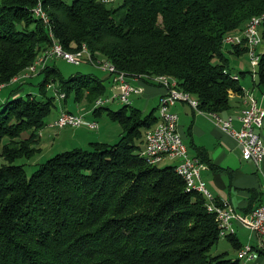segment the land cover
<instances>
[{"label":"trees","instance_id":"obj_1","mask_svg":"<svg viewBox=\"0 0 264 264\" xmlns=\"http://www.w3.org/2000/svg\"><path fill=\"white\" fill-rule=\"evenodd\" d=\"M107 1L0 0V88L10 89L0 104V158L7 162L0 166V264H242L227 254L210 256L221 238L204 195L189 192L176 166H151L141 154L159 106L147 114L132 105L96 109L93 116L106 111L122 127L116 144L57 153L30 176L19 163L42 153L41 131L53 128L70 99L90 111L110 97L109 74L108 85L92 75L64 79L52 63L35 77L43 76L39 97L25 93L31 80L10 84L47 61L56 43L69 53L86 46L94 64H110L127 78L167 76L206 113L230 110L231 93H242L223 46L247 55L226 39L242 36L250 20L264 15V0H122L116 9ZM39 6L48 24L35 15ZM257 66L260 88L264 53ZM49 84L65 95L61 108ZM198 158L208 161L202 150Z\"/></svg>","mask_w":264,"mask_h":264},{"label":"built area","instance_id":"obj_2","mask_svg":"<svg viewBox=\"0 0 264 264\" xmlns=\"http://www.w3.org/2000/svg\"><path fill=\"white\" fill-rule=\"evenodd\" d=\"M261 28L258 23L250 26V29L238 37V46H245L247 48V56L251 62L252 70L250 74L253 80L256 79L257 60L263 54L261 48L264 44V38L261 33ZM56 60H64L70 64L80 66L87 57L85 55V48L82 50V58L80 60H72L71 55L59 54L54 45L50 48L47 55L46 62H40V71L28 75L27 77H20L11 80L10 84L25 83L36 77L46 66ZM102 71V70H101ZM111 76V98H104L98 108L90 110L93 113L96 109L107 107L114 103L121 105H132V96H142L145 93L147 84L144 81L155 84L164 89V93L160 98V102H166V109L159 110V115H163V123H157L153 128L147 130L145 142H148V149H144L141 154H146L147 163L151 166H158L166 160H176V167H183L190 172L191 182L202 183V190L205 191L206 209L209 214L215 216L218 222L219 237L225 239L224 224L233 223L236 230V224L240 223L247 227L250 231L257 234L259 240L258 244L264 246V203L254 209L248 220H240L237 211L230 206L226 201L217 203L214 195L208 189L206 182L203 179L202 172L206 169V164L202 163L198 157L190 154L188 147L179 131V116L173 110L178 103H185L200 114L195 105L182 101L181 98L171 95V88L164 84H158L151 78L148 79H132L117 76L116 73H107ZM48 89L53 92V95L59 100H63L65 95L61 92L55 84H49ZM2 89H0L1 91ZM264 102V95L262 96ZM85 113H71L61 111L59 116L53 121L51 126L57 130H64L67 128L78 129L86 127L91 131L100 129L99 123L95 120L86 118ZM241 123L239 129L233 125L234 120ZM230 118H219L212 121L216 126H220L224 131L228 132L236 139L239 148L242 151V157L246 162H251L264 175V129H262V122L264 118V107L260 106L254 98L253 111L250 113H241V111ZM264 187V186H263ZM188 193V192H187ZM238 256L245 259V264L254 262L264 255H257L252 252V246L244 245V249H238Z\"/></svg>","mask_w":264,"mask_h":264},{"label":"crops","instance_id":"obj_3","mask_svg":"<svg viewBox=\"0 0 264 264\" xmlns=\"http://www.w3.org/2000/svg\"><path fill=\"white\" fill-rule=\"evenodd\" d=\"M261 33L263 36L264 30L261 31ZM261 51L264 53V49ZM248 75L251 76L249 71L240 73L239 82L243 91L240 94L231 93L232 108L219 114L221 117L226 118L230 115H235L236 118L237 114L241 110L247 108L254 98L260 106L264 107L259 88L255 84L256 80H253L251 76V86L246 83V79L249 77ZM163 93L164 89L161 87L146 86L145 93L142 96L134 95L132 98L136 97L135 102H141V100L145 98H147L148 101H154L155 105L152 110H156L158 106L160 107V98ZM109 95H111V93L107 96ZM74 108L75 110H71L72 112L86 113V117L89 120L97 121V119L101 117L93 116L92 113L87 111L82 105H74ZM173 110L179 116V131L183 136L190 154L194 157H198L199 150H202L208 159V163H204L207 167L203 170L202 176L208 189L214 195L216 202L222 203L226 201L237 211L240 220H248L252 211L264 203V175L255 164L246 162L243 159L242 151L236 139L228 132L224 131L220 126H216L212 122L214 120L209 116V113L202 111L198 114L185 103H178ZM63 111H70V109ZM233 125L235 128L239 129L241 123L236 118ZM64 130L46 128L44 131H41V137L44 138L46 136L45 146H48V144H54L55 146L57 143H60L59 145L62 147V151L59 153H62L67 150L82 148L80 146H89L90 143L94 142L90 141V138L80 139L76 134L71 136V134H68V132ZM45 146H42L41 154L44 153ZM167 162L172 163L173 166L177 164L176 160H166L164 164ZM233 229L234 236L232 235L233 238H231L232 236L229 238L235 239V242L238 244L237 249H235L237 252L238 248H242L244 245L249 244L257 251L258 255H264V246L258 244L259 238L257 234L240 223L236 224V231L233 224ZM231 239L228 240L231 242ZM231 244L234 248V244L232 242ZM242 264L245 263L242 262ZM248 264H264V257L254 262H249Z\"/></svg>","mask_w":264,"mask_h":264},{"label":"rangeland","instance_id":"obj_4","mask_svg":"<svg viewBox=\"0 0 264 264\" xmlns=\"http://www.w3.org/2000/svg\"><path fill=\"white\" fill-rule=\"evenodd\" d=\"M74 0H67L68 3H71ZM109 3L110 8L116 9L118 8L120 5H122V0H108L107 1ZM261 31L264 30V25L261 26ZM264 49V44L261 48V50ZM223 53L225 56V59L227 60L228 66H229V70L233 75H238L240 76V73L242 72H250L252 70V66H251V62L249 60V57L247 55H243L241 57H238L234 54V47L229 45V44H225L223 46ZM42 59H40L39 61H37L35 63V65L37 63H39ZM89 63H91L90 61H88ZM84 62L82 65L80 66H76L73 64H70L64 60H56L52 63V65L57 68L60 73L62 74L64 79H68L70 76L73 75H92L94 77H98L102 80H105L103 83L105 85H108V81H106L107 76L101 67L99 66L100 64L98 62H95V64L91 63L92 65H89V63ZM220 61L218 59L213 60V64L217 65L219 64ZM35 65L33 67H35ZM98 69H94L92 66H94ZM32 67V68H33ZM258 67V66H257ZM102 71H100V70ZM258 68H256V73H258ZM31 68L29 69V71L25 74V76H21V77H26L27 75H31L33 74L34 71H32ZM40 71V67L36 69V71L34 73H37ZM30 72V73H29ZM104 72V73H103ZM159 76V75H157ZM249 77L246 79V83L247 84H252V79L251 76L248 75ZM20 78V77H18ZM17 78V79H18ZM43 80V76L41 75V77L39 78H32L31 79V85H28V89H26L25 93H31L34 94L35 96L38 95L39 93V89H38V83L40 81ZM256 81L258 80V75H257V79H255ZM258 83V82H257ZM17 84V83H16ZM15 84V85H16ZM13 85V84H12ZM27 87V86H25ZM56 87L58 88V85H56ZM7 88V87H6ZM5 87H3V89L0 92V104L4 103V101H6V99H8L9 96V90L10 89H6ZM1 89V88H0ZM260 91V95L263 96L264 94V87H260L259 88ZM53 93V92H52ZM111 93V90L110 92ZM50 94V93H49ZM263 94V95H262ZM64 95V94H63ZM39 97V95H38ZM111 97V96H110ZM104 98V97H101ZM135 98L133 97L131 99L133 107H137L141 110H143V112L150 113V111L152 110L153 106L155 105L154 101H148L147 98H145L144 100L140 101H136L135 102ZM142 98V99H143ZM100 99V98H99ZM57 100V104L59 105V108H61L63 101L58 103L59 100L56 97ZM134 100V103H133ZM73 99H70V101L68 102V106L67 109L70 110H75L74 105H73ZM96 103V102H95ZM94 103V105H95ZM111 111H118L120 110L123 105L119 104V103H114L111 104L109 106H107ZM201 111V110H200ZM59 109L54 110L53 114L51 115L49 121L54 120L56 117V115L58 114ZM202 112V111H201ZM76 113V112H75ZM106 111H104L101 115L100 118L97 119V122L99 123L100 129L96 130V131H91L87 128H80V129H76L73 130L71 128H67L64 131L68 132V134H71V136H73L74 134L77 135L78 138L80 139H87L90 138V141H94V142H103V143H109V144H116L123 136V130L122 127L119 125V123L111 120ZM212 114V113H211ZM209 113V116L211 115ZM54 118V119H53ZM87 118V117H86ZM57 130V129H56ZM44 131V130H42ZM30 133H24L23 137L24 138H28L30 137ZM41 136V133H40ZM70 136V137H71ZM264 137V136H263ZM41 147L45 146L46 144V136L43 138L41 137ZM49 143V142H47ZM58 144V145H57ZM55 146L54 144H48V146H45V150L43 154H39L37 155L34 159L28 161V160H22V162L19 163H23L24 164V168L27 172V174L30 176L32 175L41 164L45 163L48 159L54 157L57 153H59L62 147H60V143H57ZM79 147V146H78ZM83 149H88L89 147L87 145L84 146H80ZM7 164V162L5 160H3L2 158H0V166ZM172 165V163L167 162L164 164L161 163V166H170ZM173 166V165H172ZM226 255V258L232 259V260H238V252L233 248L231 242L228 239H221L218 244H216L210 251V256L211 257H219L222 255Z\"/></svg>","mask_w":264,"mask_h":264},{"label":"bare ground","instance_id":"obj_5","mask_svg":"<svg viewBox=\"0 0 264 264\" xmlns=\"http://www.w3.org/2000/svg\"><path fill=\"white\" fill-rule=\"evenodd\" d=\"M35 15L40 17L41 19H43L46 24L49 23V18L47 16V14L45 12H43V10L41 9L40 6L35 9ZM255 22L258 23V25H260V27L262 25H264V15L256 17V18H253L252 20H250V22L248 23L244 33H246L250 29V26H253V24ZM51 36L53 37V35H51ZM237 39H238V37H228L226 39V42L227 43H236L238 41H234V40H237ZM54 47H55L56 51L59 54L71 55V59L72 60H80L82 58V50L85 48V55L87 57V61H90L92 64L94 62V61H92V57H91V55H90V53H89V51H88L86 46H84L83 49L80 52H78V53L65 52L63 50L62 46H60L57 43L54 44ZM259 60H260V57H258L257 63H258ZM40 62H46V60L42 59ZM40 62L37 63L35 65V67L31 68V70L35 72L36 69L40 67ZM101 66H102L101 69L104 72H107V73L114 72V73H116L117 76H121V77L127 78L124 74L119 73L110 64L106 63V64H103ZM152 80H154V82H157L158 84H164L167 87H172L171 88V95L172 96L179 97V98L182 99V101L187 102V103L192 104V105H195L197 110H198V112H201L200 109H199V102L197 101V99L193 98L189 93H187V92L185 93V92L179 90L178 86H177V82L175 80H172L171 78H169L167 76H156ZM108 98H111V97H108ZM102 102H104V98L98 99L96 101V103H95L94 108H98L99 105ZM253 104H254V100H251V102L248 105V107L243 109L241 113H250V112H252L253 111ZM165 109H166V102H160L159 110H165ZM210 116L213 118V120H216V119H219V118H225V117H221L220 115H216V114H211ZM230 116H228L226 118H230ZM159 123H163V115H159ZM262 129H264V118H263V122H262ZM145 149H148V142H146ZM144 156H145V158H147L146 154H144ZM175 169L177 170V173H179V175H181L182 178L186 181L187 188H188L189 192L190 191H194V192L196 191L197 193H200V194L204 195V197H205V191L202 190V183L191 182L190 172L186 171L183 167H175ZM224 231H225V238H228V237L232 236L234 234L233 223H225L224 224ZM241 249H244V247H242ZM252 252H254V253H256L258 255L257 251L253 247H252ZM238 259L241 262L245 263V259L242 256H238Z\"/></svg>","mask_w":264,"mask_h":264}]
</instances>
